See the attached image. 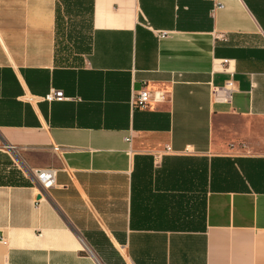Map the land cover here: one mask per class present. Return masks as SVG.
Instances as JSON below:
<instances>
[{
	"label": "crops",
	"instance_id": "1",
	"mask_svg": "<svg viewBox=\"0 0 264 264\" xmlns=\"http://www.w3.org/2000/svg\"><path fill=\"white\" fill-rule=\"evenodd\" d=\"M62 9L0 0V264H264V0Z\"/></svg>",
	"mask_w": 264,
	"mask_h": 264
},
{
	"label": "built area",
	"instance_id": "2",
	"mask_svg": "<svg viewBox=\"0 0 264 264\" xmlns=\"http://www.w3.org/2000/svg\"><path fill=\"white\" fill-rule=\"evenodd\" d=\"M218 7H222V5H219ZM159 36L163 37L164 34H160ZM232 86L233 83L229 82V84H227L226 86L228 88H226L225 90H231ZM221 91L223 90L220 89L215 90L216 94ZM63 98H64V92L63 90L60 89H52L44 97V99L48 101L61 100ZM165 99H166V95L163 91L152 92L148 89H141L134 93L132 98V106L134 108H146L150 106L152 103L164 102ZM4 147L7 150H12V151L16 150L15 147L11 146L10 144L5 145ZM33 171L40 179L44 187H48L53 183L54 175H55L53 170L45 169V170H33Z\"/></svg>",
	"mask_w": 264,
	"mask_h": 264
},
{
	"label": "rangeland",
	"instance_id": "3",
	"mask_svg": "<svg viewBox=\"0 0 264 264\" xmlns=\"http://www.w3.org/2000/svg\"><path fill=\"white\" fill-rule=\"evenodd\" d=\"M88 4V1H87ZM84 11V10H83ZM83 11H80L76 9V7L71 10V15L68 14L67 10L62 9V21L60 29L62 31V34H65V32L68 30V28H78L79 30V36L78 39L75 40V43L69 45L68 43H64V36L62 35V38L60 39L61 42V48L62 50L66 51L67 53L71 52L70 50H77L78 46L80 44L86 45L89 40V21H88V14L87 18H84V14H81ZM88 13V12H86ZM67 17V19H66ZM64 44V45H63Z\"/></svg>",
	"mask_w": 264,
	"mask_h": 264
},
{
	"label": "trees",
	"instance_id": "4",
	"mask_svg": "<svg viewBox=\"0 0 264 264\" xmlns=\"http://www.w3.org/2000/svg\"><path fill=\"white\" fill-rule=\"evenodd\" d=\"M61 5H65V8L69 15H71V10H73L74 7H76L77 10L83 11L84 8V0H59ZM88 1V0H87ZM88 5H87V11H88ZM62 21V14L61 11L59 13L58 10V25L61 26Z\"/></svg>",
	"mask_w": 264,
	"mask_h": 264
}]
</instances>
